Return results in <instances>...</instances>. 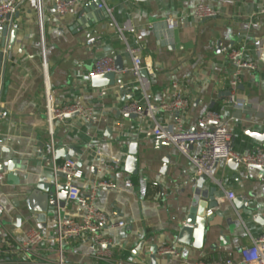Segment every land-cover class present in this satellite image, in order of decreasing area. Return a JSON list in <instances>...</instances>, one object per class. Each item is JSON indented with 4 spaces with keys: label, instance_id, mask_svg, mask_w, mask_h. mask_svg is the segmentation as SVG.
Masks as SVG:
<instances>
[{
    "label": "crops",
    "instance_id": "0c3cea01",
    "mask_svg": "<svg viewBox=\"0 0 264 264\" xmlns=\"http://www.w3.org/2000/svg\"><path fill=\"white\" fill-rule=\"evenodd\" d=\"M104 1L112 15L92 20L93 12L81 13L94 9L96 0H85L65 16L54 13L55 0H44L43 43L36 0H0L19 3L10 22L17 29L15 43L7 50L0 42V54L6 57L3 66L0 61V138L1 149L7 150L0 149V164L5 166L0 179V228L19 242L25 241L33 228L49 240L33 250L32 260L0 259V264L59 261L58 244L53 240L57 219L81 218L84 210L67 201L64 209L45 215L40 222L38 198L44 194L37 185L47 181L44 176L54 171L55 163L68 159L78 161L82 176L75 183L84 194L105 181L113 184L98 189L96 207L111 221H124L125 226L102 228L103 237L111 241L110 260L97 256L88 233L65 247L64 264H154L153 247L168 244H177L186 259H239L240 250L264 234L261 171L220 161L213 173L218 183L208 178L203 185L206 190L217 186V206L206 209L211 213L203 239L192 235L189 244L181 243L178 236L193 197V180L199 177L195 167L173 145L154 138L150 120L123 114L120 108L131 100L146 103V97L154 104L168 102L177 83L190 106L187 112L157 110L155 115L164 126L175 127L181 119L185 128L196 129L207 110H216L228 121L235 153L263 145L258 135L264 133V51L258 58L254 42L264 39V15L259 17L257 30L245 31L240 22L256 13L264 0ZM199 4L212 6L217 15L196 19L194 12ZM168 17L178 19L174 30L167 28ZM117 25L125 28L123 34ZM91 38L95 40L89 41ZM127 45L139 50L143 60L140 77L130 71L132 57ZM237 47H247L248 58L258 63L256 70L245 72L236 91L237 98L245 102L243 108L228 101L232 71L228 53ZM106 56L114 60L120 56L124 70L116 71L117 86L97 88L90 72L95 61ZM47 87L57 104L81 101L94 110L98 120L92 123L76 116L56 121L53 139L60 158L55 163L45 114ZM134 143L139 169L137 174H130L123 165ZM200 150L198 143L190 146L193 154ZM113 156L122 160L121 166L115 170L102 167ZM11 160L16 175L13 178L7 169ZM227 192L245 200L254 211L238 210ZM28 204H33L35 211ZM258 214L261 221L254 218ZM162 263L165 258L157 254L156 264Z\"/></svg>",
    "mask_w": 264,
    "mask_h": 264
},
{
    "label": "built area",
    "instance_id": "2783aa9c",
    "mask_svg": "<svg viewBox=\"0 0 264 264\" xmlns=\"http://www.w3.org/2000/svg\"><path fill=\"white\" fill-rule=\"evenodd\" d=\"M84 1L85 0H55L54 13L56 15L65 16ZM18 4L19 3L0 2V24L10 21V19L8 20V16L9 18L12 17L18 8ZM36 4L39 17V29L44 43V0H36ZM98 7L100 9L104 8L109 15H112V9L104 0H101ZM216 15V10L207 4H199L194 12V17L198 20L212 18ZM262 15H264V4L256 13L242 20L240 22L241 27L245 31L259 29V17ZM166 24L169 30H174L177 27L178 19L175 17H168ZM117 29L122 34L125 30V28L119 25H117ZM94 40L95 38H91L89 41ZM254 47L258 58H261L264 51V39H256ZM127 51L132 57V67L130 71L136 77H140L141 70L143 69V60L138 54L139 50L127 45ZM228 59L232 64V71L228 79L231 91L228 101L234 107L243 108L245 102L237 98L236 91L242 83L245 72L256 70L258 68V63L248 58L247 47L231 49L228 53ZM45 64L46 59L44 54V65ZM110 72H116L115 60L113 57L106 56L95 61L90 76L93 77ZM173 87L176 89V92L173 98L168 102L154 104L146 97V103H142L139 100H131L124 103L120 111L123 114L135 115L141 121L150 120L153 125L154 138L173 145L181 154L186 156L194 165L198 176L205 175L218 183L213 175L215 167L220 161L230 160L232 158L237 159L239 164L246 170H250L257 166L264 167V144L246 153H235L233 151V134L229 128L228 121L225 120L222 113L219 111L207 110L200 117L198 127L195 131L185 128L181 119L177 120V125L175 127L164 126L155 115L157 110L166 113L187 112L190 106L189 100L178 90V84L175 83ZM45 114L52 139V157L55 156L56 151V145L53 139L56 121L64 122L71 115H77L92 123H97L98 121L94 110L90 106L84 105L81 101L77 100L70 103L57 104L50 87H47L45 90ZM195 143L201 145V150L197 154H193L190 151V146ZM2 145L3 140L0 138V149ZM121 164L122 160L117 156H113L108 161L103 162L102 167L115 170L119 168ZM54 166L55 171H63L67 174V178L65 179L69 188L67 201L69 203H77L84 210V214L81 218H64L59 216L57 219V234L53 240L58 244L57 251L60 254L58 264H64L63 253L65 247L73 240L88 233L92 235L93 242L97 247V256L105 260H110L113 257V252L109 248L111 241L103 237L101 234L102 228H121L125 226V222L111 221L106 213L100 211L96 207V199L97 191L100 187L113 186V184L105 181L86 195L75 183V179L82 176L81 170L78 169V161L76 159H68L59 165L55 163ZM2 178L3 173H0V179ZM127 186H131V183L128 182ZM262 189L264 191V185ZM227 197L229 200L233 201L236 198V194L227 192ZM210 213L211 211L208 210L207 215ZM46 241H49L48 238L37 228L29 230L26 240L23 242L16 241L14 238L10 237L5 230L0 228V259L32 260L33 250ZM158 254L160 257L165 258V263L162 264H264V234L254 239L252 245L243 247L239 252V259H186L182 258L181 250L178 248L177 244H168L160 247Z\"/></svg>",
    "mask_w": 264,
    "mask_h": 264
},
{
    "label": "water",
    "instance_id": "95a60500",
    "mask_svg": "<svg viewBox=\"0 0 264 264\" xmlns=\"http://www.w3.org/2000/svg\"><path fill=\"white\" fill-rule=\"evenodd\" d=\"M101 3L100 0H96V7L88 8V10L82 11V15L86 12H93L92 20L97 19H103L104 17L108 16L107 11L102 9H96L97 6ZM18 17V15L16 16ZM9 22L0 24V35H1V46H3L5 49H11V47L15 43V39L17 36V29L13 28V25L11 22L12 17L9 18ZM8 36H10V39H8ZM5 54H0V61L3 63L5 61ZM115 65H116V71L122 72L124 70L123 63L121 61V57L118 56L115 59ZM93 85L97 88H106V87H115L117 86V72H110L106 74H100L92 77ZM125 86L121 85V89H124ZM231 94V93H229ZM77 115H71L69 117H76ZM135 116V115H133ZM195 131V129H192ZM259 139L264 142V133L262 135H258ZM163 142V141H161ZM137 145L131 144L129 148V155L127 156L125 163L123 165V168L125 171H127L130 174H137L138 173V157H137ZM3 152H6V149H1ZM57 152V153H56ZM59 150L55 151V156L53 157L52 162H57L59 160ZM229 163L233 166H238L239 162L237 159L232 158L229 160ZM261 171V174L264 176V167L257 166L255 167ZM8 171L10 172V178L15 177V168H14V162L13 160L9 161V165L7 166ZM5 171V166L0 164V173H3ZM67 174L63 171H52V172H46L44 179L47 181H41L37 187L38 189L43 192V198L39 197V221H43L45 219V215L50 214L51 212L57 211L58 209H64L66 207L67 198H68V186L66 182H58L57 179H66ZM208 177L205 175H201L193 182L195 183V189L193 191V197L191 200V204L189 209L187 210V215L185 219V223L181 226V230L179 232L178 240L181 243H187L189 244L191 242V236L194 235L196 237H199L200 239H203V236L205 234V231L207 229L206 222H207V213L206 209L213 208L217 206V201L214 195V192L217 190V186H212L208 190L203 189L204 183L207 181ZM234 202L237 206L238 210H247V211H254V208L248 205V203L243 200L242 198H235ZM28 207L31 211H35L33 208V204H28ZM247 216V217H246ZM245 214V217L248 218ZM254 218L258 221H261L262 215L258 214L257 216H254ZM264 219V218H263ZM159 248L157 245L153 247L152 249V255L151 258L154 261V264L157 263V254H158ZM49 264H58L56 263H49Z\"/></svg>",
    "mask_w": 264,
    "mask_h": 264
}]
</instances>
